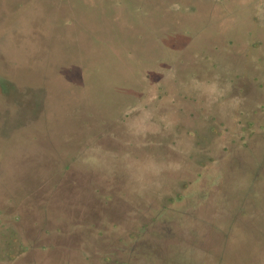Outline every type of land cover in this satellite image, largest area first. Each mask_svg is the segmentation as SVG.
<instances>
[{
  "label": "rangeland",
  "instance_id": "rangeland-1",
  "mask_svg": "<svg viewBox=\"0 0 264 264\" xmlns=\"http://www.w3.org/2000/svg\"><path fill=\"white\" fill-rule=\"evenodd\" d=\"M0 264H264V0H0Z\"/></svg>",
  "mask_w": 264,
  "mask_h": 264
},
{
  "label": "trees",
  "instance_id": "trees-1",
  "mask_svg": "<svg viewBox=\"0 0 264 264\" xmlns=\"http://www.w3.org/2000/svg\"><path fill=\"white\" fill-rule=\"evenodd\" d=\"M257 172H258V171H257ZM257 172H256V173H257ZM259 173H260V172H259ZM254 176H256V175H254ZM255 178H256V177H255ZM253 184H254V180H253V182H251V183L249 184V188H248L246 194L244 195L245 198L248 197L249 194H250V195H254L253 192H254L255 187L253 186ZM252 193H253V194H252ZM246 199H247V198H246ZM240 207H242V206H240ZM234 213H236V214L238 213V215H240V216H241L242 214H245L243 208H241L240 211H238V212H237V208H235ZM245 215H246V214H245Z\"/></svg>",
  "mask_w": 264,
  "mask_h": 264
}]
</instances>
